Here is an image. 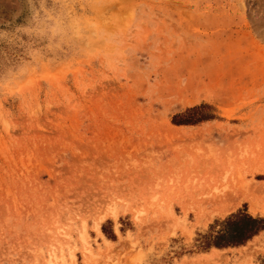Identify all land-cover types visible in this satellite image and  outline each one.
<instances>
[{"label": "rangeland", "instance_id": "rangeland-1", "mask_svg": "<svg viewBox=\"0 0 264 264\" xmlns=\"http://www.w3.org/2000/svg\"><path fill=\"white\" fill-rule=\"evenodd\" d=\"M239 211L264 0H0V264H264V230L199 247Z\"/></svg>", "mask_w": 264, "mask_h": 264}, {"label": "trees", "instance_id": "trees-1", "mask_svg": "<svg viewBox=\"0 0 264 264\" xmlns=\"http://www.w3.org/2000/svg\"><path fill=\"white\" fill-rule=\"evenodd\" d=\"M206 106L193 108L189 113L199 112ZM203 120L205 118H202ZM194 120H181L178 125L192 124ZM219 229L211 234L202 236L199 244L201 249L226 248L240 246L264 230V218H255L246 211H239L230 215L218 225Z\"/></svg>", "mask_w": 264, "mask_h": 264}, {"label": "bare ground", "instance_id": "bare-ground-1", "mask_svg": "<svg viewBox=\"0 0 264 264\" xmlns=\"http://www.w3.org/2000/svg\"><path fill=\"white\" fill-rule=\"evenodd\" d=\"M226 188V187H225ZM254 188H256V190L257 191H260V190H262L263 188L261 187V186H254ZM228 190H229V188H228ZM242 190V189H241ZM240 190V191H241ZM249 189H248V187L244 190L243 189V191H241V195H245V192H247ZM234 191V190H233ZM240 191H237V192H240ZM225 192H226V190H225ZM230 192H232V191H230ZM249 192V191H248ZM223 193V192H222ZM233 193V192H232ZM232 193H231V195H232ZM236 194V193H235ZM234 194V195H235ZM233 195V196H234ZM238 195H240V194H238ZM218 196V195H217ZM226 196H228V195H226ZM226 196H219V197H217L218 199L220 198V199H222V198H225ZM233 196H232V198H233ZM217 198H214L213 200H216ZM237 198V197H236Z\"/></svg>", "mask_w": 264, "mask_h": 264}]
</instances>
